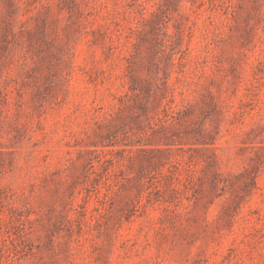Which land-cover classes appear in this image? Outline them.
<instances>
[{
    "label": "rangeland",
    "instance_id": "rangeland-1",
    "mask_svg": "<svg viewBox=\"0 0 264 264\" xmlns=\"http://www.w3.org/2000/svg\"><path fill=\"white\" fill-rule=\"evenodd\" d=\"M0 264H264V0H0Z\"/></svg>",
    "mask_w": 264,
    "mask_h": 264
}]
</instances>
